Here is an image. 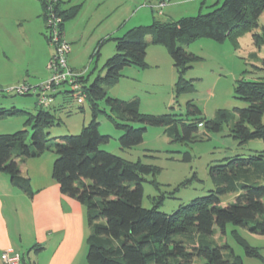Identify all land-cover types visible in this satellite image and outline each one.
Listing matches in <instances>:
<instances>
[{
	"label": "trees",
	"instance_id": "1",
	"mask_svg": "<svg viewBox=\"0 0 264 264\" xmlns=\"http://www.w3.org/2000/svg\"><path fill=\"white\" fill-rule=\"evenodd\" d=\"M39 2L44 9V1ZM218 3L216 1L206 14L176 21L162 22L154 18L147 26L133 27L111 39L115 43V52L103 65L104 77L97 76L90 84L83 74L75 80L78 89L72 91L85 99L90 110V121L77 135L50 138L47 132L56 120L45 108L50 107L59 86L67 82L57 87L52 85L51 90L45 92L41 85L35 114L15 108L0 109V120L8 116H26L24 125L30 129V132L24 128L0 135V173L7 174L13 187L30 196V181L21 175L17 161L39 158L45 153L55 155L52 179L62 195L77 201L86 211L88 264H195V261L242 264L241 257L235 255L228 244H219L214 239L216 233L224 236L228 225L234 227L230 236L243 249L244 256L262 260L258 249L251 247L236 228L264 236L263 154L235 155L225 158L221 164L209 166L213 188L208 194L179 206L171 214H164L156 206L142 207L144 176L155 173L156 168L140 160L129 162L100 149V145L110 140L98 131L100 113L121 131L118 143L123 150L141 144L149 126L162 127L170 144L190 143L198 137L200 123L206 132H219L229 118L235 119L231 136L239 144L252 139L264 141V59L256 68L261 74L260 79H240L235 83L236 96L247 106L233 109L232 113L219 110L217 118L211 120L205 119L191 101L186 103L184 115L141 114L137 99L112 98L108 90L100 86L103 82L110 86L116 84L126 67L145 69L148 66L147 47L152 44L165 47L172 60L178 73L176 93H191L193 84L184 79V74L198 58L185 50L179 41L191 43L197 38H206L223 42L229 38L236 46L240 36L257 28V20L264 11V0H223L222 4ZM53 8L62 18V28L79 11L78 6L63 9L60 0ZM252 37L255 45L264 46V29ZM104 41L98 43L90 60L98 57ZM42 96L47 98L46 105L39 102ZM101 103L105 109L100 107ZM133 124L140 127L134 128ZM229 194L234 195V201L222 206L221 198Z\"/></svg>",
	"mask_w": 264,
	"mask_h": 264
},
{
	"label": "rangeland",
	"instance_id": "2",
	"mask_svg": "<svg viewBox=\"0 0 264 264\" xmlns=\"http://www.w3.org/2000/svg\"><path fill=\"white\" fill-rule=\"evenodd\" d=\"M178 1L180 0H165L166 3L172 2L171 16L166 13L164 8L160 9L164 15L157 16L154 10L151 14L150 5L157 4L156 0H113V12L108 21L104 20L102 24L94 25L93 23L100 18L98 12H92L91 15L78 18L77 21H81L79 25L78 22L76 26L73 24V30L78 38L75 45L77 53L75 62L79 66L77 71L83 72V75H88L87 84L92 83L97 76L101 79L104 77L105 70L101 69L105 60L115 51L114 41L106 42L101 48L102 57L94 65L96 59L90 60V55L93 53L95 38L102 32H106L108 25H111L112 28V24L115 21L119 22L127 13L129 14L128 19L120 21V23L124 22V31L117 35L112 33L111 36L119 37L126 30L135 26L150 24L152 21L145 18V13L150 15V19L155 17L162 22L176 21L183 17H194L199 13L206 14L216 1H219V5L223 2V0H190L184 5H179ZM118 6H121L123 13ZM0 7L2 9L0 10V17L4 18L3 16H8V14L15 16L16 10H13L10 5L5 7V3L0 2ZM127 9L129 11L132 9L134 13H129ZM42 16H44L43 8ZM4 20L8 22V17ZM62 23L60 28L64 34ZM263 29L264 11L257 20V28L240 36L236 46L229 38L223 42H215L206 38H197L191 43L180 40L179 44L198 58L184 74V79L190 80L193 84L191 93L181 95L176 93L175 84L178 73L173 67L172 60L165 47L152 44L147 47L146 55L149 57L148 60L146 59L148 66L145 69L126 67L120 72L116 84L110 86L103 82L100 86L106 88L112 98L123 101L137 99L141 114L153 116L184 115L185 105L191 101L201 110L205 119H216L219 110L232 113L233 109L247 106L244 100L236 96L234 86L240 79L246 81L260 79L261 74L256 68L261 66V61L264 59V46L255 45L252 35L261 34ZM43 33L47 43L43 40V36L40 37L41 40L39 37L37 39L34 30L19 31L15 34V42L11 43L13 48L11 47L7 51L11 53L10 61L7 62L0 55V109L9 111L11 108H15L35 114L38 94L41 93L40 86L50 80L51 75L47 66L50 57L53 56L51 52H54L53 46L46 37L45 21ZM2 50L0 44V53ZM6 50L7 47L4 51ZM66 66L70 72L78 74L77 71L68 67L67 58ZM93 67L96 69L90 75L89 70L91 72ZM14 74L17 75L15 80H7ZM23 86L30 89L28 94H17L16 89ZM59 88L61 92L56 93L52 97L50 107L45 108L54 115L56 120L55 125L47 130L50 138L77 135L82 126L90 121V110L87 102H84L82 107L78 106L76 102L74 103V99L69 94L71 91L69 83L62 84ZM60 104H62L61 107H59ZM100 107L105 109L103 103L100 104ZM25 119L26 116H8L0 120V135L12 134L24 128L30 132V129L24 125ZM97 122L99 133L110 137L108 143L100 145L102 151L129 162L140 160L142 163L156 168L155 173L144 176L142 207L151 209L156 206L157 210L164 214H171L179 206L186 205L193 199L208 194V191L213 188L208 175L209 166L221 164L225 158L235 155L242 157L253 153L264 155L263 140L252 139L239 144L231 136L234 118H229L227 122L223 123L219 132H206L200 123L198 125V137L190 143L175 142L170 144L162 127L149 126L146 128L141 144L132 149L124 150L120 148L118 143L121 131L117 130L104 114L98 115ZM262 123H264V115ZM133 127L138 128L140 125L133 124ZM43 155V159L49 157L53 164L54 154L45 153ZM221 201V205L226 206L234 201V196L232 194L225 195ZM232 229L234 227L228 225L226 234L222 236L216 233L214 239L219 244H228L235 255L243 257V249L230 236ZM236 229L241 237L250 244H257L255 238L259 236L250 234L242 228ZM195 264H201V262L195 261Z\"/></svg>",
	"mask_w": 264,
	"mask_h": 264
},
{
	"label": "crops",
	"instance_id": "3",
	"mask_svg": "<svg viewBox=\"0 0 264 264\" xmlns=\"http://www.w3.org/2000/svg\"><path fill=\"white\" fill-rule=\"evenodd\" d=\"M60 1L63 9L74 6L79 7L77 15L64 24V38L71 46V52L67 57L68 67L77 71L79 66L75 62L77 55L75 45L78 42V38L73 30V24L76 26L78 22L79 25L81 21H77L79 20L78 18L91 15L92 12H98L100 15V18L93 23L94 25H100L104 20L108 21L113 12V0ZM156 1L157 4L150 5L151 14H153V10L160 11L158 5L163 1L164 6L162 9H166V13L170 16L172 15L170 9L172 2L166 3L165 0ZM189 1L180 0L177 3L184 5ZM0 2L5 3V7L10 5L13 10H16L15 16L11 14H8V16L2 15L4 18L8 17V22L0 17V44L3 49L0 55L7 62L10 61L11 55L7 51L12 47L11 43L15 42V34L19 31L34 30L37 39L39 37V40H41L40 37L43 36V40L46 42L44 33L42 34L44 18L42 16V5L39 0H0ZM118 7L123 13L121 6ZM132 9H134L133 6ZM132 9L131 11L127 10L129 13H134ZM0 10H2L1 7ZM160 12H156L157 16L164 15V12ZM144 16L149 21H153L155 18L151 17L150 19V15H147V13ZM128 17L129 14L127 13L124 17L126 18L125 20L123 18L119 22L115 21L112 24V28L111 25H108L107 31L102 32L95 38L92 52L99 42L105 41L99 47V54L95 58L94 65L102 57L101 48L103 45L118 37L111 36V34L117 35L124 31V22L120 23V21H126ZM4 46L7 47L6 51H4ZM46 54L49 55V53ZM148 57L146 55L147 60ZM95 69L93 67L91 72L89 70L90 75ZM101 70H103V67ZM77 73L83 74L81 71H77ZM16 78L17 75L14 74L7 80H15ZM86 79L88 81V75ZM59 89L55 91L53 96L61 92ZM65 92L67 93L68 91ZM69 94L74 99V103L76 102L80 107L86 102L84 98L78 96V93H73L72 88ZM43 156L17 161L21 175L27 177L30 181V190L32 192L30 196L13 187L7 174L0 173V255L3 251L12 250L19 254L28 264H88L86 261V238L89 230L86 223L85 208L77 201L60 193L58 184L51 177L52 160L49 157L43 159ZM33 166L35 167L33 168ZM256 236H259L257 237L259 239L255 238L257 244H250L247 240L246 242L251 247L258 249L262 260L239 256L242 259V264H264V236Z\"/></svg>",
	"mask_w": 264,
	"mask_h": 264
},
{
	"label": "built area",
	"instance_id": "4",
	"mask_svg": "<svg viewBox=\"0 0 264 264\" xmlns=\"http://www.w3.org/2000/svg\"><path fill=\"white\" fill-rule=\"evenodd\" d=\"M45 3L44 8V21L46 37L48 38L50 44L53 46V56L50 58L47 69L50 72V80L41 86L42 91H49L54 87L59 86L63 82H67L71 85L74 90L78 89V85L75 80L80 74H73L67 69L66 58L70 50L69 44L64 38V34L61 31L62 19L54 11V5L58 0H43ZM164 6L163 3L158 5L160 10ZM160 12V11H159ZM30 89L27 87H20L16 89L17 94H25ZM39 102L46 105L47 98L42 96L39 97ZM1 264H28L23 261L19 254L13 252L12 250H6L1 253Z\"/></svg>",
	"mask_w": 264,
	"mask_h": 264
}]
</instances>
